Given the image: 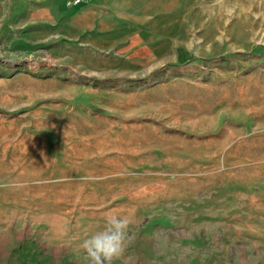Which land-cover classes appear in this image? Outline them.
<instances>
[{"label": "rangeland", "instance_id": "1", "mask_svg": "<svg viewBox=\"0 0 264 264\" xmlns=\"http://www.w3.org/2000/svg\"><path fill=\"white\" fill-rule=\"evenodd\" d=\"M19 1L0 0V264H88L108 216L130 221L114 264H264V0H99L61 39Z\"/></svg>", "mask_w": 264, "mask_h": 264}, {"label": "crops", "instance_id": "2", "mask_svg": "<svg viewBox=\"0 0 264 264\" xmlns=\"http://www.w3.org/2000/svg\"><path fill=\"white\" fill-rule=\"evenodd\" d=\"M35 1H39L40 3L31 8L32 0H21L13 7L12 11L15 14L21 13L27 15L31 12L32 16L25 18L29 25H55L53 29L56 30V36H59L58 38L60 39L64 38L68 33L72 36H77L86 30H92L94 27L98 28L102 21L99 0H95L90 4L78 5L76 8H67L65 5L66 0ZM85 14L86 18H84Z\"/></svg>", "mask_w": 264, "mask_h": 264}, {"label": "clouds", "instance_id": "3", "mask_svg": "<svg viewBox=\"0 0 264 264\" xmlns=\"http://www.w3.org/2000/svg\"><path fill=\"white\" fill-rule=\"evenodd\" d=\"M127 218L108 216L103 227L86 236L81 244L88 264H114L126 252L128 227Z\"/></svg>", "mask_w": 264, "mask_h": 264}, {"label": "built area", "instance_id": "4", "mask_svg": "<svg viewBox=\"0 0 264 264\" xmlns=\"http://www.w3.org/2000/svg\"><path fill=\"white\" fill-rule=\"evenodd\" d=\"M95 0H66L65 5L67 8H76L78 5L90 4Z\"/></svg>", "mask_w": 264, "mask_h": 264}, {"label": "bare ground", "instance_id": "5", "mask_svg": "<svg viewBox=\"0 0 264 264\" xmlns=\"http://www.w3.org/2000/svg\"><path fill=\"white\" fill-rule=\"evenodd\" d=\"M183 124V123H182ZM181 125V124H180ZM202 138V137H201ZM137 171V170H136ZM138 172V171H137Z\"/></svg>", "mask_w": 264, "mask_h": 264}]
</instances>
